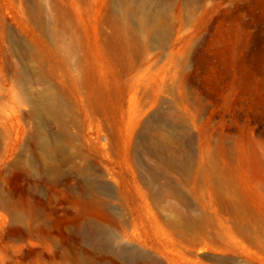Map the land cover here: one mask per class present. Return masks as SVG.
<instances>
[{
	"label": "rangeland",
	"instance_id": "1",
	"mask_svg": "<svg viewBox=\"0 0 264 264\" xmlns=\"http://www.w3.org/2000/svg\"><path fill=\"white\" fill-rule=\"evenodd\" d=\"M0 264H264V0H0Z\"/></svg>",
	"mask_w": 264,
	"mask_h": 264
},
{
	"label": "bare ground",
	"instance_id": "2",
	"mask_svg": "<svg viewBox=\"0 0 264 264\" xmlns=\"http://www.w3.org/2000/svg\"><path fill=\"white\" fill-rule=\"evenodd\" d=\"M156 35L159 38H163V33L162 31H157ZM229 38L226 36V33L224 31H221L219 36L216 39V43L217 45L226 53L230 52L231 48H232V43L228 40ZM251 76L250 73L245 72L242 75V80L245 82H248L250 80ZM33 110L35 111H40V112H57L59 110V103L57 102V96L54 92L51 93H45V94H39L38 95V99L37 101H35V103L33 104ZM240 156L241 159L244 163H246L250 169L254 172L256 171V154L252 149H240ZM99 208V202L96 201L95 199L89 198L85 201H83L82 203V210L83 211H91L92 213H95L97 211V209ZM96 216V220L95 223L97 225L100 224L101 217ZM20 218V214L19 212L13 213L12 214V220L14 222H17ZM100 221V222H99ZM19 238H21L19 235L16 237V239L18 240Z\"/></svg>",
	"mask_w": 264,
	"mask_h": 264
}]
</instances>
